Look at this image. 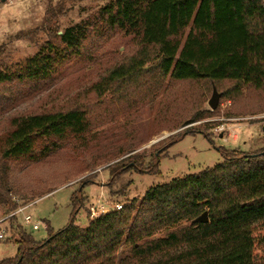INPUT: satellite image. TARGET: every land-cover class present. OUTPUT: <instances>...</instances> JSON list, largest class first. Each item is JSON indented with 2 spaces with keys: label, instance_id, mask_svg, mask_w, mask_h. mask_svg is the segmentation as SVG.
<instances>
[{
  "label": "trees",
  "instance_id": "obj_1",
  "mask_svg": "<svg viewBox=\"0 0 264 264\" xmlns=\"http://www.w3.org/2000/svg\"><path fill=\"white\" fill-rule=\"evenodd\" d=\"M46 31L47 39L24 66L0 71V86L46 82L69 57L81 56L92 36L118 32L132 36L138 50L91 87L104 102L114 91L122 90L123 97L139 89L160 92L170 78L172 84L234 82L231 90L240 95L249 89L259 94L264 112V0H111L91 19ZM199 115L188 124L199 122ZM91 127L82 107L9 115L0 133L3 214L16 222L12 214L22 207L13 198L8 161L48 158L71 139L82 141ZM40 141L46 145L38 155ZM224 154L226 160L214 168L151 187L142 200L82 228L75 222L89 200L84 188L93 181H86L72 194L73 214L64 229L56 232L45 221L48 236L37 240L24 223L12 224L18 252L0 264H117L122 246L129 250L120 264H264V149ZM140 160L129 172L142 169ZM126 173L113 171L112 196ZM206 211L208 223L192 224Z\"/></svg>",
  "mask_w": 264,
  "mask_h": 264
},
{
  "label": "rangeland",
  "instance_id": "obj_2",
  "mask_svg": "<svg viewBox=\"0 0 264 264\" xmlns=\"http://www.w3.org/2000/svg\"><path fill=\"white\" fill-rule=\"evenodd\" d=\"M109 2L0 0V71L12 73L24 66L47 39L48 27L62 31L76 26L95 17ZM132 39L118 32L92 36L85 43L83 54L65 60L46 82L0 86V103L4 106L0 110V133L5 132L7 118L15 112L82 107L88 111L92 123L91 133L82 141L71 139L48 158L7 162L13 198L27 209L17 214L16 222L0 209V229L5 232L0 239V262L16 257L18 233L10 229L12 224L24 223L25 216H31L39 224L37 231L26 226L37 240L48 236L45 221L56 232L64 229L73 214L72 194L86 181H93L84 188L89 200L77 212L75 222L82 228L91 219L88 215L91 207L114 208L117 203L142 200L151 187L223 163L224 152L253 153L264 149V112L259 94L249 89L240 95L231 90L234 82L216 85L222 97L215 112L208 106L215 85L208 82L172 84L168 78L160 92L144 93L139 89L123 97L122 90L114 91L105 102L90 93L105 71L135 54L138 48ZM200 113L203 115L199 122L188 124ZM44 145V141L37 143L38 155ZM135 158H141L142 169L129 172ZM116 169L127 171L122 176L123 185L113 189L118 191L117 197L109 189ZM49 191L52 192L45 195ZM128 250L122 246L117 264L128 256Z\"/></svg>",
  "mask_w": 264,
  "mask_h": 264
},
{
  "label": "built area",
  "instance_id": "obj_3",
  "mask_svg": "<svg viewBox=\"0 0 264 264\" xmlns=\"http://www.w3.org/2000/svg\"><path fill=\"white\" fill-rule=\"evenodd\" d=\"M234 139H236V136L234 137ZM123 207L122 204L117 203V205L114 208H106L105 205H100V207H91L90 208V212H91V219H97L99 218L102 214H108L111 213V211L115 210H121ZM27 209V207L24 208H19L14 214L12 215H17L20 214L22 212H24ZM24 225L31 227L32 231H37L40 229V226L37 222H35L33 220V218L31 216H25L24 217ZM45 229H46V225H45ZM5 236V232L3 230L0 229V239L4 238Z\"/></svg>",
  "mask_w": 264,
  "mask_h": 264
},
{
  "label": "water",
  "instance_id": "obj_4",
  "mask_svg": "<svg viewBox=\"0 0 264 264\" xmlns=\"http://www.w3.org/2000/svg\"><path fill=\"white\" fill-rule=\"evenodd\" d=\"M222 97V93H220L216 86H213V95L210 99V101L208 102V106L209 108H211V110L213 112L216 111V109L218 108V104L220 102V99ZM209 222V213L208 211L204 212L202 214V216H200L199 218L195 219L192 224H202V223H208Z\"/></svg>",
  "mask_w": 264,
  "mask_h": 264
}]
</instances>
